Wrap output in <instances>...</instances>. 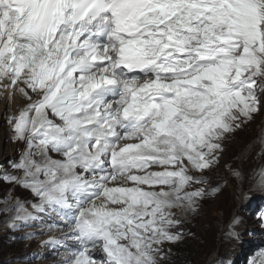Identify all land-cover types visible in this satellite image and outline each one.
Instances as JSON below:
<instances>
[{
	"label": "snow or ice",
	"instance_id": "obj_1",
	"mask_svg": "<svg viewBox=\"0 0 264 264\" xmlns=\"http://www.w3.org/2000/svg\"><path fill=\"white\" fill-rule=\"evenodd\" d=\"M0 99L23 145L0 165L8 227L51 212L60 264H165L229 179L264 195V167L216 171L264 112V0H0Z\"/></svg>",
	"mask_w": 264,
	"mask_h": 264
},
{
	"label": "rangeland",
	"instance_id": "obj_2",
	"mask_svg": "<svg viewBox=\"0 0 264 264\" xmlns=\"http://www.w3.org/2000/svg\"><path fill=\"white\" fill-rule=\"evenodd\" d=\"M2 126L0 128V165L7 167V161L18 159L23 145L16 144L9 138L11 133L6 122ZM262 137H264V112L257 115L254 121L241 130H237L227 141V150L216 170L221 184L225 179H229L227 168L229 164L240 167L246 175L252 169L263 167L264 144L260 142ZM247 187L248 185H245V190ZM8 194L9 186L0 185V264H17L32 251L47 250L45 242L40 241L50 233L43 235L41 232V239H33V235L29 237V231H32V228H25V226L17 229L9 228L8 224L14 213L5 211L7 207L5 197ZM14 194L21 198L29 196L19 188L14 190ZM239 195L235 181L229 179L222 193L205 200L201 212L198 215H189L187 219L191 216L192 218L186 220L183 225L185 232L194 233V235H187L182 242L175 245H166L171 247L172 254L165 264H213L215 260L221 258L225 264H249L250 260L255 258L253 248L259 242H263V238L258 236L260 231L257 228H261L257 227L258 221L255 219L257 215L249 213L250 204L245 202L242 196L237 199ZM252 195L254 199L260 197V193ZM29 208H31L30 204ZM233 216L242 218V223L236 228L240 234L239 240H230L228 237L229 221ZM51 262L52 260L42 263L32 261V264H50Z\"/></svg>",
	"mask_w": 264,
	"mask_h": 264
},
{
	"label": "bare ground",
	"instance_id": "obj_3",
	"mask_svg": "<svg viewBox=\"0 0 264 264\" xmlns=\"http://www.w3.org/2000/svg\"><path fill=\"white\" fill-rule=\"evenodd\" d=\"M19 108V105H12L8 111L5 110V101L0 99V128H2L3 126L2 125H5V122H6V116L7 115H10L12 113V111H15V110H18ZM1 135V134H0ZM227 159V157H226ZM32 209L29 208V211H31ZM29 231V230H28ZM36 231V230H35ZM31 232V231H29ZM227 233V232H226ZM61 234V233H59ZM63 234V233H62ZM57 235L58 233H50L46 238L44 239H41V243L44 241V242H47L50 237H55L57 238ZM191 262V261H190ZM193 262V261H192ZM56 263H59V262H56Z\"/></svg>",
	"mask_w": 264,
	"mask_h": 264
},
{
	"label": "clouds",
	"instance_id": "obj_4",
	"mask_svg": "<svg viewBox=\"0 0 264 264\" xmlns=\"http://www.w3.org/2000/svg\"><path fill=\"white\" fill-rule=\"evenodd\" d=\"M214 197V196H213ZM192 218V216L190 217V219ZM190 219H187V220H190ZM223 234V233H222Z\"/></svg>",
	"mask_w": 264,
	"mask_h": 264
}]
</instances>
